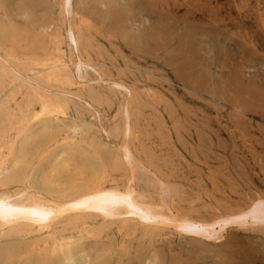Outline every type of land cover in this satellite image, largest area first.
<instances>
[{
	"label": "rangeland",
	"instance_id": "374dc122",
	"mask_svg": "<svg viewBox=\"0 0 264 264\" xmlns=\"http://www.w3.org/2000/svg\"><path fill=\"white\" fill-rule=\"evenodd\" d=\"M109 188L169 223L63 210ZM2 196L52 214L0 264H264V223L177 226L264 197V0H0Z\"/></svg>",
	"mask_w": 264,
	"mask_h": 264
},
{
	"label": "bare ground",
	"instance_id": "6f19581e",
	"mask_svg": "<svg viewBox=\"0 0 264 264\" xmlns=\"http://www.w3.org/2000/svg\"><path fill=\"white\" fill-rule=\"evenodd\" d=\"M66 2L70 4V0H66ZM70 33L72 32L70 31ZM78 197L77 199L71 200L63 210H82L108 216L114 214L117 204L126 203L130 208L129 212L138 215L141 220H159L164 224L169 223L168 217L159 215L156 212L154 213L152 209L135 202L133 196H130L128 191L122 192L118 189L109 188L89 192ZM51 214V208L44 204L33 203L27 205L17 202L11 203L8 197H0V219L11 220L22 216L23 218L41 224L44 223ZM247 221L252 223H264V197L254 200L237 216H222L207 222L187 219L178 223L177 226L185 233L196 234L204 238H213L218 232L216 230L217 227L220 231L229 225H242Z\"/></svg>",
	"mask_w": 264,
	"mask_h": 264
}]
</instances>
